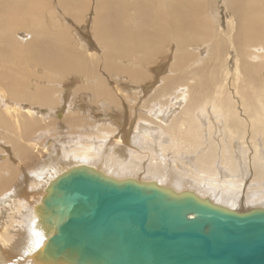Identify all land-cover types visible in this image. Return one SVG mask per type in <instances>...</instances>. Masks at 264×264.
Listing matches in <instances>:
<instances>
[{
    "label": "bare ground",
    "instance_id": "obj_1",
    "mask_svg": "<svg viewBox=\"0 0 264 264\" xmlns=\"http://www.w3.org/2000/svg\"><path fill=\"white\" fill-rule=\"evenodd\" d=\"M91 6L94 40L67 17ZM0 142V264H67L39 256L43 200L83 165L264 207V0H0Z\"/></svg>",
    "mask_w": 264,
    "mask_h": 264
},
{
    "label": "water",
    "instance_id": "obj_2",
    "mask_svg": "<svg viewBox=\"0 0 264 264\" xmlns=\"http://www.w3.org/2000/svg\"><path fill=\"white\" fill-rule=\"evenodd\" d=\"M56 232L39 256L67 264H264V207L237 211L156 182L117 180L87 165L43 200Z\"/></svg>",
    "mask_w": 264,
    "mask_h": 264
},
{
    "label": "rangeland",
    "instance_id": "obj_3",
    "mask_svg": "<svg viewBox=\"0 0 264 264\" xmlns=\"http://www.w3.org/2000/svg\"><path fill=\"white\" fill-rule=\"evenodd\" d=\"M92 5H93V1H92ZM54 9H55V7H54ZM61 11V10H60ZM56 12H57V10H56ZM82 17H83V21H79V22H77V20H75V18H73V16H71V15H68L67 17L68 18H70V21H68L74 28H75V30H77L78 31V33H80V35H82V37H83V33L86 35V37L88 38V39H90V40H94V36H92L93 34L92 33H90V31H91V28H92V23H93V15H94V12H93V9H92V6L90 7V9L88 10V12L86 11V13L85 12H83L82 13ZM222 17H223V14H220L219 15V19H221L222 20ZM72 19V20H71ZM73 20H75V21H73ZM72 21V22H71ZM67 22V23H68ZM81 27V28H80ZM85 27V28H84ZM87 39V40H88ZM167 49L169 50V55L171 56V58L170 59H167V61L166 62H172V60H173V55H174V49H175V45H169L168 47H167ZM166 49V50H167ZM170 50H172V51H170ZM173 53V54H172ZM167 69V65L165 66V68H164V71ZM76 77V76H75ZM79 81H80V79H79V77H76V79L74 78H72V84H70L69 86L70 87H68L70 90H72L73 89V85H77L78 83H79ZM72 85V86H71ZM149 90H150V88H149ZM71 93L72 92H70V95H71ZM146 97V95H144V93H143V96H141V100L142 99H144ZM139 99V100H140ZM141 100L140 101H138L137 103L139 104L140 102H141ZM88 102H89V99H88ZM81 104H82V107H86V108H84V109H88V107H90V106H83V104L85 105L86 104V102H84V101H82L81 102ZM66 107V108H65ZM139 107H140V105H138V111H144V110H146V109H140L139 110ZM63 108H65V109H63ZM141 108V107H140ZM68 109V106H67V104L66 105H62V107L60 108V112L59 113H62V114H64V113H66V110ZM63 110V111H62ZM117 110V111H116ZM48 110L46 109V110H44V112H47ZM131 111H133V110H131ZM37 114V113H36ZM112 116H115L116 115V117H118L119 115H120V112H119V109H115V110H113V111H111V113H110ZM119 114V115H118ZM94 115H95V118L96 119H99V118H101V117H103L104 116V114H103V112H102V109H95V113H94ZM129 114H125V116H128ZM86 123V122H85ZM57 125V124H56ZM67 125L68 124H66L65 125V123H64V125H60V124H58L56 127H54V129H53V132H52V134H54V135H51V139H50V141H49V139H48V143H52L53 142V139H54V137H56V139L59 137V132H67V130H68V127L70 128V126L68 125V127H67ZM84 125V124H83ZM129 125V124H128ZM132 125H133V123H132ZM131 125V126H132ZM91 124L89 125V127H88V129H90L91 128ZM130 126V125H129ZM81 127H82V125H81ZM60 128V129H59ZM83 128V127H82ZM141 128V126L139 125V124H137V123H135L134 124V127H133V131L134 130H139ZM143 128H144V123H143V127L140 129V131L142 132L143 131ZM55 130V131H54ZM60 130V131H59ZM57 132V133H56ZM64 136H65V134H64ZM50 143V144H51ZM50 144H48V145H50ZM5 145H7V144H5ZM10 145H8V146H2V142H0V160H3V159H5L6 158V156H7V153H9V150H10ZM2 149V150H1ZM2 152V153H1ZM16 160V158L14 159V161ZM15 164H19V161H17ZM24 166V165H23ZM4 172V174H8V171H5V170H3ZM24 171H27V172H24ZM28 171H29V169L28 168H26V167H24V168H22V172L19 174V176H20V179H19V182H21V180L23 179L22 177L24 176V174L25 173H27L28 174ZM6 193V191L0 196L1 198L2 197H4V194Z\"/></svg>",
    "mask_w": 264,
    "mask_h": 264
}]
</instances>
